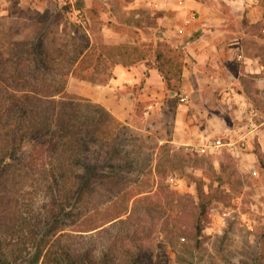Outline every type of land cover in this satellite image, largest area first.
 I'll return each mask as SVG.
<instances>
[{
	"label": "rangeland",
	"instance_id": "1",
	"mask_svg": "<svg viewBox=\"0 0 264 264\" xmlns=\"http://www.w3.org/2000/svg\"><path fill=\"white\" fill-rule=\"evenodd\" d=\"M129 1L0 0V41L9 39V35L16 40L30 39L39 30L50 31L49 34L53 31L62 41L69 37L73 23L77 22L94 42L113 46L112 58L100 60L103 68L92 79L68 78L67 93L92 101L95 97H105L111 102L128 90L136 96L125 120L115 115L112 107L100 102L111 115L135 130L137 141L128 149L137 167L125 174L130 182H125L123 191L99 188L86 196L78 209L62 218L56 226L65 235L60 237L57 233L60 241L53 247V255L57 248L69 244L71 249L89 247L95 255L103 252L118 259L123 255L121 247L127 246L130 252L141 248L143 264H264V171L255 175V160L246 158L245 144L238 147L222 144L226 137L221 135L213 139L218 143L204 147L171 142L175 149L186 147L204 155L200 159L193 155L188 161L182 159L179 151H172V147L153 148L156 141L160 145L164 138H172L174 118L172 111H163L169 91L162 77L150 76L151 70L146 69V61L140 58L151 55L154 62L157 50L163 49L162 61L170 70L173 84L178 77L181 81L182 73L177 70L179 66L182 68L184 53L165 39L145 36L143 24L135 15L146 12L129 7ZM110 28L120 33L115 43L107 41ZM258 28L254 30L255 47L264 54V27ZM19 51L15 47L10 52ZM116 61L130 64L135 80L125 85L110 84L112 89L104 90L115 75ZM1 72L6 80L12 79L10 69ZM181 96L180 92V102H185V96L184 99ZM220 109L229 115L227 107ZM105 119L115 126L109 115ZM250 150L255 153V142ZM157 151L162 160L159 175L153 167ZM165 160L176 165L168 166ZM4 185L11 190L10 206L17 216H22L13 236H5V247L7 250L29 248L40 238L41 227L37 226L35 232L28 230L29 222L23 221L24 215H39L43 207L57 203L58 196L47 192L44 182L37 177L9 179ZM0 212H3L1 207ZM46 249L47 245L43 253ZM33 251L34 248L29 250L30 255ZM27 259L19 264H27ZM42 260L43 256L38 264Z\"/></svg>",
	"mask_w": 264,
	"mask_h": 264
},
{
	"label": "trees",
	"instance_id": "2",
	"mask_svg": "<svg viewBox=\"0 0 264 264\" xmlns=\"http://www.w3.org/2000/svg\"><path fill=\"white\" fill-rule=\"evenodd\" d=\"M49 32L39 30L26 40L9 35V39L0 41V207L3 211L0 212V264H19L26 257L27 264H38L41 256L42 264H143L141 248L130 252L127 246L121 247L123 255L118 259L103 252L95 255L89 247L71 249L69 244L57 248L53 255V247L60 241L57 233L60 237L65 235L56 226L62 218L78 209L86 196L99 188L117 191L126 188L125 182L130 179L125 174L137 167L128 146L137 141V136L131 126L120 122L102 104L65 91L70 76L92 79L103 68L100 60L112 58L113 46L94 42L77 22L73 23L69 37L62 41L53 31ZM15 47L19 53L10 52ZM164 54L163 49H158L154 62L151 55H142L140 59L146 61L147 70L156 67L162 76L169 91L163 111H172L174 118L180 103V77L170 83V70L162 61ZM7 69L11 70L10 81L2 77L1 71ZM181 70L179 66L177 72L180 74ZM138 104L139 101L135 102V108ZM107 115L115 126L105 119ZM171 139L164 138L160 145L156 141L153 148H170ZM171 150L179 151L184 161L193 155L198 159L204 157L186 147ZM165 162L171 167L176 165L171 160ZM161 163L157 151L153 165L157 174ZM18 177H37L44 182L43 188L58 199L54 205L43 207L39 215H24L23 221L29 222L28 230L35 232L37 226L41 227V236L35 244L26 249L7 250L5 236H13L22 216H17L10 206L11 190L4 184ZM52 239H56L52 244L47 242ZM31 248L34 251L30 255Z\"/></svg>",
	"mask_w": 264,
	"mask_h": 264
},
{
	"label": "crops",
	"instance_id": "3",
	"mask_svg": "<svg viewBox=\"0 0 264 264\" xmlns=\"http://www.w3.org/2000/svg\"><path fill=\"white\" fill-rule=\"evenodd\" d=\"M128 4L146 12L135 15L145 36L165 39L184 53L180 92L186 100L177 107L171 142L204 147L225 136L222 144H245L244 154L255 160V175H260L264 171V54L255 47L254 30L264 27V0H131ZM108 32L107 41L117 42L120 33L111 28ZM129 65L117 63L104 90L112 89L110 84L134 82V68ZM149 70L150 76L162 77L156 67ZM135 98L128 90L112 102L105 97L93 101L112 107L125 120ZM220 107H227L229 115ZM254 142L255 153L250 150Z\"/></svg>",
	"mask_w": 264,
	"mask_h": 264
},
{
	"label": "built area",
	"instance_id": "4",
	"mask_svg": "<svg viewBox=\"0 0 264 264\" xmlns=\"http://www.w3.org/2000/svg\"><path fill=\"white\" fill-rule=\"evenodd\" d=\"M181 99H184V97L183 96H181ZM148 112V111H147Z\"/></svg>",
	"mask_w": 264,
	"mask_h": 264
}]
</instances>
